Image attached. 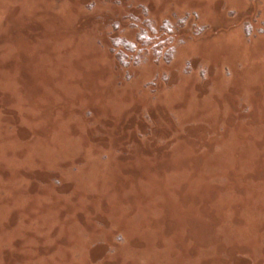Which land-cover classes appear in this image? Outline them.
I'll list each match as a JSON object with an SVG mask.
<instances>
[{
	"label": "rangeland",
	"instance_id": "374dc122",
	"mask_svg": "<svg viewBox=\"0 0 264 264\" xmlns=\"http://www.w3.org/2000/svg\"><path fill=\"white\" fill-rule=\"evenodd\" d=\"M0 264H264V0H0Z\"/></svg>",
	"mask_w": 264,
	"mask_h": 264
},
{
	"label": "trees",
	"instance_id": "16d2710c",
	"mask_svg": "<svg viewBox=\"0 0 264 264\" xmlns=\"http://www.w3.org/2000/svg\"><path fill=\"white\" fill-rule=\"evenodd\" d=\"M168 26V23H165L164 25L159 26V30L157 31L151 28L149 31L150 34L147 33L146 28H141L134 42L117 40L115 44H122L125 49L130 51L136 50L140 53L150 48L153 51V54H156V57H160L161 59L168 61L172 56L173 50L170 46L171 36L168 34V32H170V28ZM125 55L126 53L122 50H118L116 52L118 61L122 63V65L127 63Z\"/></svg>",
	"mask_w": 264,
	"mask_h": 264
}]
</instances>
